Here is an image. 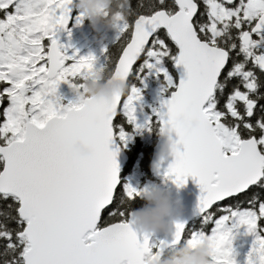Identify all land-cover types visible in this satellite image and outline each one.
Listing matches in <instances>:
<instances>
[{
    "label": "snow or ice",
    "instance_id": "1",
    "mask_svg": "<svg viewBox=\"0 0 264 264\" xmlns=\"http://www.w3.org/2000/svg\"><path fill=\"white\" fill-rule=\"evenodd\" d=\"M71 4L0 0V264H143L166 244L203 239L212 264H235L231 235L240 225L254 236L245 264H264V0L131 3L108 71L160 81V106L143 125L135 123L136 86L112 106L60 103L59 82L97 67L91 52L68 53L55 38ZM172 67L181 69L178 80ZM121 114L136 128L173 130L163 175L198 183L197 210L202 224L214 225L209 233L186 231L177 220L170 241L138 234L125 202L142 189L119 186L117 176V139L128 135L115 130ZM77 140L90 155L72 152ZM225 198L234 204L221 203L224 214L214 217L210 206Z\"/></svg>",
    "mask_w": 264,
    "mask_h": 264
},
{
    "label": "clouds",
    "instance_id": "2",
    "mask_svg": "<svg viewBox=\"0 0 264 264\" xmlns=\"http://www.w3.org/2000/svg\"><path fill=\"white\" fill-rule=\"evenodd\" d=\"M109 0H79V6L89 16H95L100 6H107ZM131 8L130 0H127ZM69 86L74 94L73 101L83 102L87 99H103L109 106L114 105L117 96L128 94L131 85L126 77L106 75L101 69L87 73L80 83L69 80ZM60 97V103L63 97ZM23 126V113L19 118ZM159 144L155 153L156 159L153 168L172 155L176 143L172 129L163 127L159 132ZM73 153L80 156L91 154V148L77 140L72 144ZM142 204L139 207L128 209V218L136 230L141 233L152 234L163 232L173 233L174 222L178 220L181 210V201L174 197L167 187L150 185L142 188ZM143 264H212V252L207 239L195 245L187 242L172 243L168 249L149 252L143 258Z\"/></svg>",
    "mask_w": 264,
    "mask_h": 264
},
{
    "label": "rangeland",
    "instance_id": "3",
    "mask_svg": "<svg viewBox=\"0 0 264 264\" xmlns=\"http://www.w3.org/2000/svg\"><path fill=\"white\" fill-rule=\"evenodd\" d=\"M70 10L75 11V18L61 44L65 45L68 53H72L75 50L77 51L78 55H87L91 52L97 57L96 68H99L103 71L105 69L107 60L110 59L109 54H106L107 46L111 45L113 41L119 39L117 36L118 27L125 26L128 21L125 19L123 13H116L115 15H109L108 13L107 20L104 19V17L107 16L105 13V6H100L94 17L89 16L79 6V0H72ZM80 13L83 15L80 18V22L77 23L76 18ZM101 65H103V67H101ZM70 79L73 83L81 82V79L78 77ZM138 83L139 84L131 85L140 88V98L138 100L132 101V105L134 107V115L136 117L135 123L143 125L146 118H154L152 109L154 107H159L160 81L156 77L149 75L148 77L144 78L143 82L138 79ZM57 92L63 98L68 100L74 99V94L70 89L69 81L59 82L57 86ZM154 124L155 123H152L147 127H134V131H129L126 128L120 126L119 128H123V130L128 134L124 142L119 141L120 144L126 149L135 140V136L138 135L144 144L153 143L154 145ZM141 154L142 153L139 155ZM145 162L149 167V155L146 157ZM122 185H131L137 189H142L150 185H159L169 189L170 178H166L164 175L160 176L159 178H151L146 176L144 170L142 169L140 160H135L124 174V182ZM223 214L224 213L222 212L220 215ZM207 225L209 226V224L200 223L197 227L194 226L189 231L202 230L205 233H209L203 230V228ZM212 227H214L213 224ZM253 239V234L246 231L245 225H240L239 227L232 229L230 247L232 250V258L234 259L235 264H245L249 250L252 247Z\"/></svg>",
    "mask_w": 264,
    "mask_h": 264
},
{
    "label": "trees",
    "instance_id": "4",
    "mask_svg": "<svg viewBox=\"0 0 264 264\" xmlns=\"http://www.w3.org/2000/svg\"><path fill=\"white\" fill-rule=\"evenodd\" d=\"M130 2L133 4V6H135V4L137 3V0H130ZM108 4L109 5H108L107 10H109L110 15H115L116 13H123V15H124V17H125V19L127 21H129L131 19V11H132V9L128 7L127 0H109ZM119 43H120V38L118 40H116L113 44H111L110 47H109V58H110V60H109V68L111 66V62L114 60L115 55L117 54ZM107 72H108L107 75H111L109 73V71H107ZM170 72L172 73L174 79L176 80L177 75H176L175 69L173 67L170 68ZM129 84L130 85L139 84L138 83V79L130 76ZM120 126L126 128L129 131H134L135 130V128L133 126V123L129 122L127 117L124 116L123 114H121V119L119 121V127ZM153 129H154L153 142H156L158 140V138H159V131H160V128H159L158 124L155 123ZM153 146H154L153 143L144 144L142 139L138 135L135 136V140L130 144V146L128 148L125 149L126 152L129 155V161H128L127 165L125 166V168L123 169L122 173H121V184H120L121 187H123L122 183L124 182V174L126 173V171L129 169V167L132 165V163L135 160H140L141 166H142V169L145 172V175L153 178L151 176V173L149 172L148 164H146V162H145V159H146V157L148 155H149V161H150ZM140 153H142V154L139 155ZM142 202L143 201H142V197L141 196H135L132 199L126 200V202H125V212H126V214L128 213V209L134 208V207H139L142 204ZM219 204H217V205H219ZM224 204H234V202L231 201V200H228ZM217 205H215L212 208L213 209V213H214L215 216H219L222 213V212H219L217 210L218 209ZM240 206L243 207V206H246V205L244 203H241ZM196 219H197L196 223L201 221V218H196ZM207 227H208V225L205 226L203 228V230L206 231ZM207 232H210V230H208Z\"/></svg>",
    "mask_w": 264,
    "mask_h": 264
},
{
    "label": "water",
    "instance_id": "5",
    "mask_svg": "<svg viewBox=\"0 0 264 264\" xmlns=\"http://www.w3.org/2000/svg\"><path fill=\"white\" fill-rule=\"evenodd\" d=\"M63 29H64V27L59 28V31L56 34L58 39L62 35ZM173 68L175 69V72L177 75V80H178L180 78L181 69H179L177 67H173ZM129 78H127L128 81H129ZM158 105L160 106L159 103H158ZM159 140H160V137L155 142V144L152 148L151 158L149 161V172L152 174L153 177H159V176L163 175L164 168L167 166V164L172 159V157L169 156L167 159L160 162V167L158 169L153 168L152 165H153L154 160L156 159L155 153H156L157 148H158ZM116 146L118 148L117 156H116L117 176H118V182H119V186H120V184H121V173L129 161V155L126 152L125 148L120 144L118 139H117ZM169 190L171 191V193L173 194L174 197L179 196L178 198L181 201L182 207H181V210H180L179 216H178L179 221L185 222L186 226H187L194 219L201 217V215L199 214V212L197 210V202H198V197L200 195V187H199L198 183L194 180L193 177L189 176L186 179V182L182 185H177L176 183L173 182L172 179H170ZM225 200H227V198H225ZM219 203H221V202H215L212 206H210V208L212 209L215 205H217ZM137 232L139 234L138 230H137ZM155 236L161 237L162 238L161 241H170L172 239L171 233L165 234L163 232H156V233L150 234V236H149L150 242H151L152 238ZM170 245L166 244L165 246H162L161 249H168V247Z\"/></svg>",
    "mask_w": 264,
    "mask_h": 264
},
{
    "label": "flooded vegetation",
    "instance_id": "6",
    "mask_svg": "<svg viewBox=\"0 0 264 264\" xmlns=\"http://www.w3.org/2000/svg\"><path fill=\"white\" fill-rule=\"evenodd\" d=\"M109 5V4H108ZM108 5L106 6V10H105V13L107 14V16L106 17H104V19H106L107 20V18H108V13H109V15H110V12H109V10H107V8H108ZM74 18H75V11H72V10H70V19L68 20V22H67V24L64 26V29H63V31H62V35L59 37V39L57 38V36H56V34H57V32L59 31V28L57 29V31L55 32V38L57 39V42L58 43H62L63 42V39L66 37V35H67V32L69 31V28H70V26L72 25V23H73V21H74ZM116 41V40H115ZM115 41H113L111 44H113ZM45 43H48L49 41H48V38H45V41H44ZM109 47H110V45L109 46H107V49H106V54L108 55L109 54ZM109 60L110 59H108L107 60V62H106V64H105V69L103 70V72L107 75L108 74V69H109ZM130 79V78H129ZM129 82V81H128ZM68 99H66V98H63L62 100H61V103L62 104H66V103H68ZM116 131H117V129H115ZM119 141V140H118ZM127 165V164H126ZM151 176H152V174H151ZM161 176H163V175H161ZM153 177V176H152ZM160 177V176H159ZM159 177H154V178H159ZM177 197H179V196H177ZM229 199H227V200H225V201H223V203H225V202H227ZM222 203V202H221ZM221 203L219 204V205H217V207H219L220 205H221ZM212 211H213V209H211ZM215 216V215H214ZM198 218H202V217H198ZM196 220L197 219H194L193 221H191L188 225H187V228H186V231H189V230H191L194 226L195 227H197L201 222L199 221V222H197L196 223ZM211 228H212V224L211 223H209V226L207 227V229H206V231H208V230H211ZM161 237H153L152 238V240H151V243H153V244H158L160 241H161ZM164 250H166V249H164ZM153 251H156V248L154 247L153 248Z\"/></svg>",
    "mask_w": 264,
    "mask_h": 264
}]
</instances>
